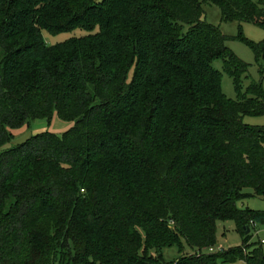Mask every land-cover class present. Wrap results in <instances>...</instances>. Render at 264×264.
I'll return each instance as SVG.
<instances>
[{"label": "trees", "instance_id": "16d2710c", "mask_svg": "<svg viewBox=\"0 0 264 264\" xmlns=\"http://www.w3.org/2000/svg\"><path fill=\"white\" fill-rule=\"evenodd\" d=\"M207 3L264 29V0H0V264H264V210L240 205L264 200V125L245 122L264 89L241 86L249 65ZM54 113L75 125L3 150ZM227 219L243 245L204 254Z\"/></svg>", "mask_w": 264, "mask_h": 264}, {"label": "rangeland", "instance_id": "374dc122", "mask_svg": "<svg viewBox=\"0 0 264 264\" xmlns=\"http://www.w3.org/2000/svg\"><path fill=\"white\" fill-rule=\"evenodd\" d=\"M206 11V19L209 23L219 26L222 32L231 37L227 41V45L235 52V54L245 61L249 66L245 74L240 76L241 86L246 89L252 81H256L262 84L264 89V57L260 60L256 57L253 49L241 38L245 37L254 42L264 41V29L253 23H242L239 22H224L222 21V13L220 8L216 4H204ZM86 32L82 29H76L72 32L61 33L59 35H52L48 31H43L44 37L49 44H55L57 42L64 41L70 37L82 36ZM225 61L217 58L213 60V66L217 70L222 72V90L223 93L230 99L238 98V91L234 85L233 78L224 71ZM134 68L130 72V77H133ZM245 122L250 125H264V114L260 116H246ZM75 125L73 120H62L58 117L57 113H54L51 120L37 119L28 124L23 125L20 128L13 129V137L3 150L10 148L13 145H17L31 136H35L40 132H51L61 135ZM240 205L249 207L255 210H264V200L260 198H250L240 203ZM218 241L217 245L213 249L204 250V254L216 253L221 250H229L234 247H240L243 245L244 236L240 232L236 222L233 219L218 221ZM264 239V225L250 232L251 243H260L259 241ZM264 251V244H262ZM165 257L169 261H176L178 258L179 250L176 246L168 247L165 250ZM195 251H182V255L194 254ZM220 264H248L245 259L233 262V263H222Z\"/></svg>", "mask_w": 264, "mask_h": 264}, {"label": "water", "instance_id": "95a60500", "mask_svg": "<svg viewBox=\"0 0 264 264\" xmlns=\"http://www.w3.org/2000/svg\"><path fill=\"white\" fill-rule=\"evenodd\" d=\"M250 231V228L248 227L247 233Z\"/></svg>", "mask_w": 264, "mask_h": 264}, {"label": "built area", "instance_id": "2783aa9c", "mask_svg": "<svg viewBox=\"0 0 264 264\" xmlns=\"http://www.w3.org/2000/svg\"><path fill=\"white\" fill-rule=\"evenodd\" d=\"M254 224V223H253ZM262 242H264V239H263V241Z\"/></svg>", "mask_w": 264, "mask_h": 264}]
</instances>
